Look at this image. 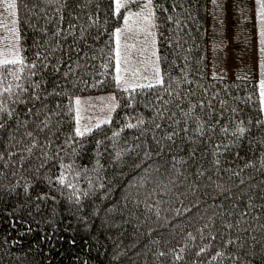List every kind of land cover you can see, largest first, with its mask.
<instances>
[{
	"label": "trees",
	"instance_id": "1",
	"mask_svg": "<svg viewBox=\"0 0 264 264\" xmlns=\"http://www.w3.org/2000/svg\"><path fill=\"white\" fill-rule=\"evenodd\" d=\"M145 2L16 0L0 264H264V54L256 77L215 73L210 0H151L158 72L122 84L116 32ZM99 95L110 117L78 134Z\"/></svg>",
	"mask_w": 264,
	"mask_h": 264
},
{
	"label": "rangeland",
	"instance_id": "2",
	"mask_svg": "<svg viewBox=\"0 0 264 264\" xmlns=\"http://www.w3.org/2000/svg\"><path fill=\"white\" fill-rule=\"evenodd\" d=\"M145 1L144 8L149 9L147 19L143 23L145 28L130 24L125 30L119 32L120 82L122 84L142 80L147 82L154 73L158 72L157 59L154 54L156 47L154 8L152 2ZM12 11L0 2V21L3 22L0 23V37L2 35L0 50L5 49V52L0 54L2 58L0 60L12 59L17 51V33L12 23L14 17L10 15ZM259 11L261 12V7L257 0H210L208 23L211 48L214 52L211 67L215 73L230 76L241 73L243 76L254 77L259 74L257 63L262 60L259 53L264 54L261 51L264 49V35L261 34L264 32V21L259 18L261 16ZM5 23L8 24V28L4 27ZM254 65L257 66L254 67ZM262 68L264 70V65ZM258 80L261 82L260 77ZM262 98L264 106V96ZM94 100L96 102H92L94 106L90 113L85 111L89 104L87 105L86 102L78 104L77 116L80 131L87 130L95 123L108 119L110 110L116 103L108 97L101 98L100 95Z\"/></svg>",
	"mask_w": 264,
	"mask_h": 264
},
{
	"label": "snow or ice",
	"instance_id": "3",
	"mask_svg": "<svg viewBox=\"0 0 264 264\" xmlns=\"http://www.w3.org/2000/svg\"><path fill=\"white\" fill-rule=\"evenodd\" d=\"M0 2L4 3L6 5V8L7 9H11L13 10L10 15L12 16H15V9L17 7V4H16V0H0ZM49 3H52L53 0H48ZM56 2H59V0H56ZM116 2V10L117 12L119 11V9L121 7H124L125 5L121 4V0H115ZM257 2L260 4V7H261V12H260V15H261V18H262V21H264V0H257ZM149 3H151V0H149ZM145 7H147V5H145ZM145 19H147V17H145ZM0 23H3L2 21H0ZM13 24H15V20L12 21ZM125 23H127V19H125ZM4 27L5 28H8V24H4ZM14 31V29H13ZM119 32L120 30L117 29V32H116V35H117V38L119 37ZM262 35H264V32L261 33ZM262 52H264V49H261ZM117 55H119V52H117ZM22 61L18 60V59H13V60H3V61H0V65L6 67L8 65H16V64H21ZM34 67V65H33ZM11 75L13 76H16L17 74L16 73H11ZM3 82V77L0 76V83ZM158 83H160V81H158ZM148 87H151V85H148ZM261 88L264 89V81H261ZM11 91V88H5L4 89V92H10ZM261 95L264 96V91H261ZM76 104H80V101L77 100L76 101ZM185 115H188L187 113H185ZM129 127H131V125H129ZM157 127H159V125H157ZM198 131H201L202 132V128H199L197 129ZM222 131H224L225 133L227 132V129H221ZM244 128H241V127H237L236 129V132L239 133V134H243L244 133ZM77 133L80 134V135H83L82 132H80V129L78 128L77 129ZM169 139H171V136H169ZM229 227H231V225H229ZM228 243H232V241H228ZM201 251H203V249H201ZM161 255H163V253H161ZM213 259H215V257H213Z\"/></svg>",
	"mask_w": 264,
	"mask_h": 264
}]
</instances>
